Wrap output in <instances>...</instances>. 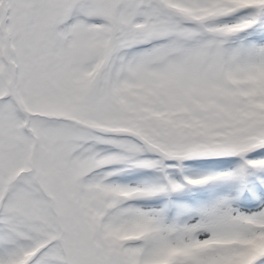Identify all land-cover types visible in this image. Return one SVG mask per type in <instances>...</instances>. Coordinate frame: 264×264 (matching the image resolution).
<instances>
[{"label": "snow or ice", "instance_id": "1", "mask_svg": "<svg viewBox=\"0 0 264 264\" xmlns=\"http://www.w3.org/2000/svg\"><path fill=\"white\" fill-rule=\"evenodd\" d=\"M0 264H264V0H0Z\"/></svg>", "mask_w": 264, "mask_h": 264}]
</instances>
